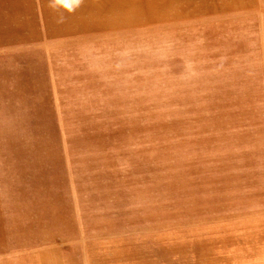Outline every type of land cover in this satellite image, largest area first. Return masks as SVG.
<instances>
[{"label": "rangeland", "instance_id": "374dc122", "mask_svg": "<svg viewBox=\"0 0 264 264\" xmlns=\"http://www.w3.org/2000/svg\"><path fill=\"white\" fill-rule=\"evenodd\" d=\"M139 20L0 55V264H226L264 242V0Z\"/></svg>", "mask_w": 264, "mask_h": 264}, {"label": "crops", "instance_id": "0c3cea01", "mask_svg": "<svg viewBox=\"0 0 264 264\" xmlns=\"http://www.w3.org/2000/svg\"><path fill=\"white\" fill-rule=\"evenodd\" d=\"M259 0H0V55L53 50L78 39L130 36L133 17L155 27L226 18ZM134 3V7L132 6ZM138 6V7H137ZM53 48V49H52ZM231 251V250H230ZM232 252V251H231ZM226 264H264V242L236 249Z\"/></svg>", "mask_w": 264, "mask_h": 264}]
</instances>
